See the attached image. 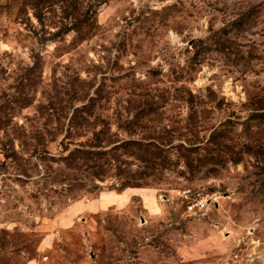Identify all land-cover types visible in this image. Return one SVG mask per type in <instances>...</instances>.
Here are the masks:
<instances>
[{
	"label": "rangeland",
	"instance_id": "obj_1",
	"mask_svg": "<svg viewBox=\"0 0 264 264\" xmlns=\"http://www.w3.org/2000/svg\"><path fill=\"white\" fill-rule=\"evenodd\" d=\"M259 104L264 0H0V264H264ZM128 140L162 149L145 187L70 157ZM183 187L214 195L205 217ZM103 192L129 199L80 211Z\"/></svg>",
	"mask_w": 264,
	"mask_h": 264
},
{
	"label": "trees",
	"instance_id": "obj_2",
	"mask_svg": "<svg viewBox=\"0 0 264 264\" xmlns=\"http://www.w3.org/2000/svg\"><path fill=\"white\" fill-rule=\"evenodd\" d=\"M256 9L257 8H251L250 10L241 13V15L234 21L235 26L241 27L242 25L247 23L254 14L257 15L258 11H256ZM71 29H74L79 35L78 40L82 41L85 39L83 36H80L81 23L77 24V26H74L73 28H70L69 30ZM229 32V29L223 30L224 34H228ZM152 112V109H148V112H146L145 114L149 115ZM249 118L251 120H254L257 126H264V104H259V108H254ZM216 137L218 138L214 137L213 142L218 148V155L220 153L219 150H221L219 141L222 135H219L217 133ZM144 144L145 143L139 141L128 140L123 142L122 144H119L118 146H114L110 150L98 152H95L94 149L81 150L80 148H78L74 153L71 154L70 157L74 161L80 159L83 165H88L92 162L93 164L89 165V168L92 170L95 169L93 176L98 179L100 178L101 180H104L106 178L111 169L117 170L116 176H118L119 185L117 186L114 184L111 186V189H117L119 192H122L129 187H145L146 184L141 183L139 179H146L147 177L153 175L155 170L160 165L163 167L162 163L157 162L158 160L160 161L163 157L161 153L162 149L159 147V145L151 144L153 146H150L148 144ZM120 150H123V155H127L129 157L137 156V159H140L142 163H145V166L133 173L132 169L129 168V165L131 164L126 160H122V155L118 154V151ZM120 162L122 164H125L126 167H122ZM234 162L239 163L241 162V159H235Z\"/></svg>",
	"mask_w": 264,
	"mask_h": 264
},
{
	"label": "built area",
	"instance_id": "obj_3",
	"mask_svg": "<svg viewBox=\"0 0 264 264\" xmlns=\"http://www.w3.org/2000/svg\"><path fill=\"white\" fill-rule=\"evenodd\" d=\"M175 197L186 214L197 218L205 217L215 204L214 195L202 189L183 187L175 192Z\"/></svg>",
	"mask_w": 264,
	"mask_h": 264
},
{
	"label": "crops",
	"instance_id": "obj_4",
	"mask_svg": "<svg viewBox=\"0 0 264 264\" xmlns=\"http://www.w3.org/2000/svg\"><path fill=\"white\" fill-rule=\"evenodd\" d=\"M129 195H124V193H114V192H103L101 195L95 199L88 200L87 202H79L80 211H99L103 210L109 206H123L128 202ZM54 234H45L39 244V251L45 252L50 248L54 240ZM27 264H38L35 260H30Z\"/></svg>",
	"mask_w": 264,
	"mask_h": 264
}]
</instances>
